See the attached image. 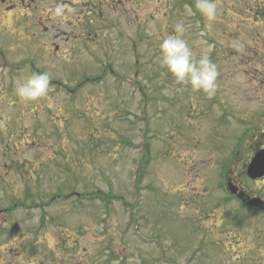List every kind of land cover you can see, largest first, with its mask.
<instances>
[{
    "label": "rangeland",
    "instance_id": "1",
    "mask_svg": "<svg viewBox=\"0 0 264 264\" xmlns=\"http://www.w3.org/2000/svg\"><path fill=\"white\" fill-rule=\"evenodd\" d=\"M133 1L81 15L58 51L0 16V264H264V214L224 187L264 200L245 173L264 148V0H215L214 22L195 0ZM181 21L212 48V97L158 62ZM45 71L49 94L21 102Z\"/></svg>",
    "mask_w": 264,
    "mask_h": 264
},
{
    "label": "clouds",
    "instance_id": "2",
    "mask_svg": "<svg viewBox=\"0 0 264 264\" xmlns=\"http://www.w3.org/2000/svg\"><path fill=\"white\" fill-rule=\"evenodd\" d=\"M195 9L208 22L217 19L218 7L215 0H195ZM185 13L188 16L194 15L193 8L185 5ZM53 14L63 19L64 7L57 6ZM186 30L183 21L177 22L173 33L160 39L158 62L171 74L176 84L212 97L217 90L219 76L217 65L210 59L212 48L209 46L206 52L197 56L184 38ZM50 83L48 72L33 73L18 80L14 91L21 102H36L49 94Z\"/></svg>",
    "mask_w": 264,
    "mask_h": 264
},
{
    "label": "flooded vegetation",
    "instance_id": "3",
    "mask_svg": "<svg viewBox=\"0 0 264 264\" xmlns=\"http://www.w3.org/2000/svg\"><path fill=\"white\" fill-rule=\"evenodd\" d=\"M119 1L120 0H111L110 3V0H0V16L6 18L10 25L18 23L17 18L19 17H22L26 21L31 19V22H29L27 26L21 25L20 29L29 33L30 28H36L38 35H42L46 39L45 41L51 43L54 49L58 51L64 48V45L58 46L57 42H61L62 35L67 34L66 28H69L72 33L78 28L80 30L81 15H86L88 17H92L93 15L97 16L96 14L101 11V6L106 5V8L109 6L117 8L115 7V3ZM122 3L124 7L121 10H123L127 16L130 12H138V9H135L140 6L138 2H134L133 0H122ZM125 5L127 6L125 7ZM57 6H63L65 9L63 19H59L53 14ZM73 15L76 16L73 18V24L70 25L68 24L70 23L68 16ZM95 16L93 17V21ZM30 23L32 24L29 25ZM87 23H89V27L92 25L91 20ZM94 26L93 22L90 30H92ZM16 30L18 31V27L15 28V31ZM49 31L52 32L51 36H49ZM28 35L29 34H27V36ZM10 75L12 76L11 72ZM230 180L233 182L231 178ZM237 187L243 189V187L238 185ZM245 195L247 196L248 194L246 193Z\"/></svg>",
    "mask_w": 264,
    "mask_h": 264
},
{
    "label": "water",
    "instance_id": "4",
    "mask_svg": "<svg viewBox=\"0 0 264 264\" xmlns=\"http://www.w3.org/2000/svg\"><path fill=\"white\" fill-rule=\"evenodd\" d=\"M247 175L251 179H257L264 176V149L258 150L254 154L253 158L251 159V162L247 167ZM229 189L231 193L236 192V189L233 188L231 185L229 186ZM238 197L242 198V194H239ZM249 204L253 207H258L260 209H263L264 206V202L260 199H251L249 201Z\"/></svg>",
    "mask_w": 264,
    "mask_h": 264
}]
</instances>
